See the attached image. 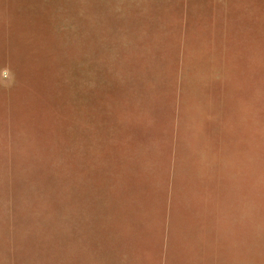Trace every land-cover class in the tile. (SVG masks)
I'll return each mask as SVG.
<instances>
[{
    "label": "rangeland",
    "instance_id": "obj_1",
    "mask_svg": "<svg viewBox=\"0 0 264 264\" xmlns=\"http://www.w3.org/2000/svg\"><path fill=\"white\" fill-rule=\"evenodd\" d=\"M221 213L264 264V0H0V264Z\"/></svg>",
    "mask_w": 264,
    "mask_h": 264
},
{
    "label": "crops",
    "instance_id": "obj_2",
    "mask_svg": "<svg viewBox=\"0 0 264 264\" xmlns=\"http://www.w3.org/2000/svg\"><path fill=\"white\" fill-rule=\"evenodd\" d=\"M210 218L213 219H207L203 215L187 217L170 214L165 217L162 229L147 227L144 231L130 233L135 235L134 239L128 235L123 240L108 244L130 251L136 249L138 252L133 253V258L141 259L140 264H241L240 217L232 219L231 216L221 213ZM96 221L97 219L94 220ZM208 221L211 224H206ZM232 221L238 224H231ZM146 222L148 223L147 219ZM96 227V224L90 227L93 239L88 243L89 247L96 251L95 264L102 258L97 250H102L105 245L103 229L97 230ZM82 232V229L76 230L75 226L70 231L73 234ZM84 244L87 246V242L77 235L72 238L70 245L76 248Z\"/></svg>",
    "mask_w": 264,
    "mask_h": 264
}]
</instances>
